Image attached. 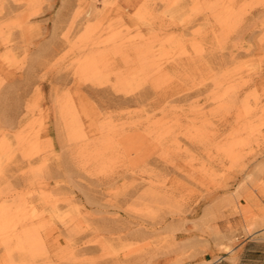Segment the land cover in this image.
Here are the masks:
<instances>
[{"label":"rangeland","instance_id":"374dc122","mask_svg":"<svg viewBox=\"0 0 264 264\" xmlns=\"http://www.w3.org/2000/svg\"><path fill=\"white\" fill-rule=\"evenodd\" d=\"M56 198L89 215L42 264H208L263 228L264 0H0V235Z\"/></svg>","mask_w":264,"mask_h":264},{"label":"bare ground","instance_id":"6f19581e","mask_svg":"<svg viewBox=\"0 0 264 264\" xmlns=\"http://www.w3.org/2000/svg\"><path fill=\"white\" fill-rule=\"evenodd\" d=\"M111 136L116 134L112 133ZM64 207L77 210V215H72L71 212L61 214L60 211ZM31 208L34 210V220L24 218L14 222L10 238L7 232L0 235L2 243L6 245L3 257L5 264H42V261H45L43 259H54L63 248V232L80 224L83 217L89 215L88 211L80 208L78 204L58 198L45 200L41 205H33ZM262 210L264 211V208ZM13 214L8 211L7 217L12 218L15 216ZM27 227H33L35 230L24 233L23 230ZM14 237L15 241L11 242Z\"/></svg>","mask_w":264,"mask_h":264},{"label":"crops","instance_id":"0c3cea01","mask_svg":"<svg viewBox=\"0 0 264 264\" xmlns=\"http://www.w3.org/2000/svg\"><path fill=\"white\" fill-rule=\"evenodd\" d=\"M264 205V199L262 201ZM238 243L231 242L232 250L217 259H205L208 264H264V227L253 234H239Z\"/></svg>","mask_w":264,"mask_h":264}]
</instances>
